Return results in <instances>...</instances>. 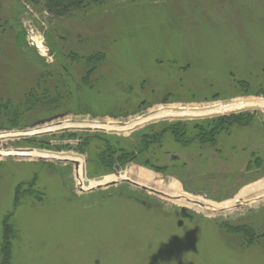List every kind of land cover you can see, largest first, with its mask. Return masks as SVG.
Wrapping results in <instances>:
<instances>
[{"label":"rangeland","instance_id":"374dc122","mask_svg":"<svg viewBox=\"0 0 264 264\" xmlns=\"http://www.w3.org/2000/svg\"><path fill=\"white\" fill-rule=\"evenodd\" d=\"M0 23V102H22L40 73L64 97L57 111L0 129L10 134L0 139L1 149L75 154L89 181L113 175L99 164L107 145L135 154L114 167L138 185L169 196L164 187L176 184L182 194L213 203L243 200L208 214L120 180L80 192L70 162L4 156L0 242L3 220L12 214L10 264H264V248L238 249L219 228L248 223L264 232V196L240 195L264 186L262 108L162 119L128 132L44 131L62 121L127 123L162 107L264 99V0H116L64 18L48 15L40 3L0 0ZM71 51L103 52L92 88L82 84ZM232 117L250 123H225L214 145L189 144L197 126L217 127ZM172 126L185 128V137ZM153 133L148 148L138 151L143 136ZM137 172L152 175L160 188L137 182ZM18 187L37 195H20L14 208ZM179 207L191 216L182 217Z\"/></svg>","mask_w":264,"mask_h":264},{"label":"trees","instance_id":"16d2710c","mask_svg":"<svg viewBox=\"0 0 264 264\" xmlns=\"http://www.w3.org/2000/svg\"><path fill=\"white\" fill-rule=\"evenodd\" d=\"M29 3L42 5L43 10L54 18H64L74 13L86 12L94 7L106 5L116 0H27ZM3 26L0 23V27ZM68 58L73 63H77L82 67L83 75L81 82L85 87L92 88L94 83V77L101 65L104 62L103 52H90L85 55H79V53L71 51L68 54ZM48 74H38L35 78L33 86L24 94L22 102L12 105L9 101L3 104L0 102V129L4 128H18L26 123L27 117L30 115L35 116L38 113L46 112L52 113L57 111L62 106L64 97L60 90L56 86L47 87L46 79ZM48 83V82H47ZM32 116V117H33ZM212 122V121H211ZM174 132L178 136L185 137V128H177L172 126ZM176 129V130H174ZM157 136L145 135L140 140L138 151L141 148H148L151 144V138ZM83 144H85L83 142ZM38 147L49 148V144L37 143ZM52 147V146H50ZM55 148V147H54ZM59 150V148H56ZM80 149V148H79ZM80 151H83L82 149ZM119 152V153H117ZM115 153L118 156L114 157ZM133 153H126L121 149L114 151L106 145L105 151L101 154L99 164L106 170L112 171V168L116 163H120L121 166H125L130 161L134 160ZM21 187H18L14 197V208L19 202V196L24 195H37L36 192L27 188L21 192ZM12 214H8L3 220V230L0 242V264H10L11 260V242L16 237V230L11 221ZM220 232L228 237H232L236 241L238 249L248 250L252 246H259L264 248V232L257 233L255 229L248 223H222L220 226Z\"/></svg>","mask_w":264,"mask_h":264},{"label":"bare ground","instance_id":"6f19581e","mask_svg":"<svg viewBox=\"0 0 264 264\" xmlns=\"http://www.w3.org/2000/svg\"><path fill=\"white\" fill-rule=\"evenodd\" d=\"M259 107L264 109V99H256V98H246L242 100L233 101L230 103H220V104H213L211 106L203 107V108H178V107H162L157 110L150 111L148 114L135 118L127 123H110V122H93V123H71L70 121H62L59 122L57 125H53L45 129L44 131H56L68 128H86V129H93L105 132H128L130 130H134L142 125L150 122H156L162 119H180V118H205V117H213L219 116L221 114H230L232 112H236L238 110H244L249 108ZM42 127L40 130H43ZM10 134L7 133H0V139H3ZM9 155H18L20 157H25L29 159H36V158H44L48 160H55V161H64L78 163V169L76 170L78 186L83 190H87L92 188L96 185H104L105 183L112 182L115 180H122V179H129L131 180V175L128 172L122 171L113 173V175L105 176L100 181L89 180L88 186L84 185V181H86L82 175V158L72 154V153H54V152H47V151H38V150H12V149H0V158ZM137 182L153 185L156 188H160V183H154V178L152 175L146 172H137L135 174ZM165 191L170 194L169 196L173 200L174 203L182 206H188L191 208L196 209L198 212H207L208 214H215L217 212H223L225 210L231 209L233 206L231 203L240 197H236L234 200L229 202H221V203H213L211 201H204L199 198L193 197L188 194H182L180 189L176 184H171L168 188L164 187ZM261 194L264 196V186L262 189L257 191H247L240 194L242 197L247 198L252 193ZM239 195V196H240Z\"/></svg>","mask_w":264,"mask_h":264},{"label":"flooded vegetation","instance_id":"af4514ba","mask_svg":"<svg viewBox=\"0 0 264 264\" xmlns=\"http://www.w3.org/2000/svg\"><path fill=\"white\" fill-rule=\"evenodd\" d=\"M232 121L231 122H224V123H219V124H217L216 126L217 127H214V126H212L211 128H205V126L204 125H200V126H197L196 128H195V130L197 131V132H195V137H193V138H190V141H188L189 142V144H190V142H191V144H193V143H197V144H210V145H214L216 142H215V139H214V135H217L221 130H223V125L225 124V123H227V124H230V125H232V124H234V125H237V126H240V125H245V124H248V123H250L249 121H241V119H240V117H236V118H233L232 117ZM249 119H252V118H250L249 117ZM185 134H186V131H185ZM208 136V137H207ZM121 166V165H120ZM112 172L113 173H117V172H119V171H117L116 170V168L115 167H113L112 168ZM121 172V171H120ZM137 187V186H136ZM140 189H142L143 191H146V189H144V188H140ZM148 189H151V188H148ZM147 189V191H149ZM154 190V189H153ZM155 191H157V190H155ZM158 192V191H157ZM149 193L150 194H156V193H153V192H151V191H149ZM164 196H168V195H165V194H163ZM169 198H171L170 196H168ZM204 201H208V200H204ZM139 202L142 204L143 203V201H141V200H139ZM180 209H179V214L180 215H182V217H186V218H188V217H190L191 215L188 213V211L187 210H185L184 212H182V210H181V208L182 207H179ZM180 222V221H179ZM182 223V222H181ZM182 225V224H181Z\"/></svg>","mask_w":264,"mask_h":264},{"label":"water","instance_id":"95a60500","mask_svg":"<svg viewBox=\"0 0 264 264\" xmlns=\"http://www.w3.org/2000/svg\"><path fill=\"white\" fill-rule=\"evenodd\" d=\"M254 108H257V107H254ZM253 108V109H254ZM250 109V108H249ZM264 110V109H263ZM239 111H241V110H238V111H236V112H239ZM206 118V117H205ZM193 119H199V118H193ZM201 119V118H200ZM74 164V167H75V169H77V167H78V163L77 162H74L73 163ZM81 175H82V177H85V171H84V166H82V170H81ZM104 177H98L97 179H95V181H100V180H102ZM120 181H125V182H127V183H130V184H132V185H136V186H139V187H141V188H144V189H148L147 187H145V186H142V185H138L137 183H135V182H133V181H130L129 179H122V180H120ZM118 183V181H112V182H108V183H105L104 184V186H106V185H114V184H117ZM84 185L87 187L88 186V181H84ZM101 186H103V185H96V186H94V188H100ZM93 188V187H92ZM87 190H89V189H87ZM86 190V191H87ZM149 191H151V192H153V193H157V194H160V195H163L162 193H159V192H157V191H155V190H153V189H148ZM78 191H80V192H84V190L82 189V188H80V187H78ZM256 193V192H255ZM255 193H252V195H254ZM164 196V195H163ZM251 196V195H250ZM165 197H167V196H165ZM167 198H169V197H167ZM261 198H263V197H260V198H255V197H252V199H251V201L252 200H260ZM236 202H238V204H242L243 203V200L242 199H238V201H236ZM181 210H182V212H184L186 209H185V207H182L181 208ZM178 225H181V222H179L178 223Z\"/></svg>","mask_w":264,"mask_h":264}]
</instances>
